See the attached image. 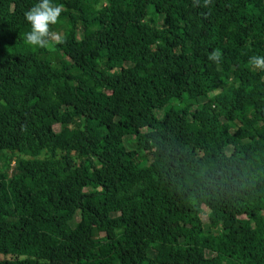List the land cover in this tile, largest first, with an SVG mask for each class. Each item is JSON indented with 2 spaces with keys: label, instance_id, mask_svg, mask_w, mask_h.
<instances>
[{
  "label": "trees",
  "instance_id": "16d2710c",
  "mask_svg": "<svg viewBox=\"0 0 264 264\" xmlns=\"http://www.w3.org/2000/svg\"><path fill=\"white\" fill-rule=\"evenodd\" d=\"M39 2L0 0V264H264V0H50L45 48Z\"/></svg>",
  "mask_w": 264,
  "mask_h": 264
},
{
  "label": "clouds",
  "instance_id": "9594fccd",
  "mask_svg": "<svg viewBox=\"0 0 264 264\" xmlns=\"http://www.w3.org/2000/svg\"><path fill=\"white\" fill-rule=\"evenodd\" d=\"M210 0H205V6ZM62 6L54 5L50 0H40L30 10L26 11L24 16L26 22L31 26V31L26 34L25 41L33 47L45 48L51 41L63 43L58 33L51 30L52 25H56L61 13ZM214 63H219L221 53L216 50L208 57ZM249 64L255 70L264 71V57L253 56L249 60Z\"/></svg>",
  "mask_w": 264,
  "mask_h": 264
},
{
  "label": "rangeland",
  "instance_id": "374dc122",
  "mask_svg": "<svg viewBox=\"0 0 264 264\" xmlns=\"http://www.w3.org/2000/svg\"><path fill=\"white\" fill-rule=\"evenodd\" d=\"M187 103H192V100H188L187 101ZM159 114V112L158 113H156V115H158ZM56 130H57V128H56ZM129 148H132L133 147V145L132 144H130L129 146H128ZM16 154L14 155V157L16 158ZM4 164V158H3V155L2 154H0V168L2 167V165ZM12 164H13V162H10V164H9V166L10 167H12ZM8 248L10 249V250H14V245H12V244H8Z\"/></svg>",
  "mask_w": 264,
  "mask_h": 264
}]
</instances>
